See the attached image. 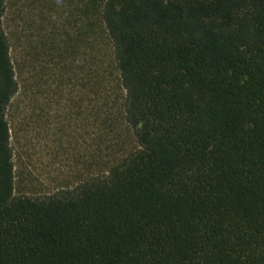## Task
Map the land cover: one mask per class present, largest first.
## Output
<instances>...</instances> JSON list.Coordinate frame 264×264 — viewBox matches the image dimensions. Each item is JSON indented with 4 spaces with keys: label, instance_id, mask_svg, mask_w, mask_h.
I'll use <instances>...</instances> for the list:
<instances>
[{
    "label": "trees",
    "instance_id": "obj_1",
    "mask_svg": "<svg viewBox=\"0 0 264 264\" xmlns=\"http://www.w3.org/2000/svg\"><path fill=\"white\" fill-rule=\"evenodd\" d=\"M0 0V264H264V0H105L136 147L16 196Z\"/></svg>",
    "mask_w": 264,
    "mask_h": 264
},
{
    "label": "rangeland",
    "instance_id": "obj_2",
    "mask_svg": "<svg viewBox=\"0 0 264 264\" xmlns=\"http://www.w3.org/2000/svg\"><path fill=\"white\" fill-rule=\"evenodd\" d=\"M105 0H6L19 90L8 106L15 195L44 197L136 147L101 17Z\"/></svg>",
    "mask_w": 264,
    "mask_h": 264
}]
</instances>
